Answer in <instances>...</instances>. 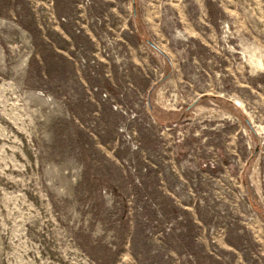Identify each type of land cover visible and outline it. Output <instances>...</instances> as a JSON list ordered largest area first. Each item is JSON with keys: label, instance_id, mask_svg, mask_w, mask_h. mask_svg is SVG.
<instances>
[{"label": "rangeland", "instance_id": "374dc122", "mask_svg": "<svg viewBox=\"0 0 264 264\" xmlns=\"http://www.w3.org/2000/svg\"><path fill=\"white\" fill-rule=\"evenodd\" d=\"M0 264H264V0H0Z\"/></svg>", "mask_w": 264, "mask_h": 264}, {"label": "water", "instance_id": "95a60500", "mask_svg": "<svg viewBox=\"0 0 264 264\" xmlns=\"http://www.w3.org/2000/svg\"><path fill=\"white\" fill-rule=\"evenodd\" d=\"M146 42L150 45V46H152L153 48H156L157 50H158V48H157V46L153 43V42H151V41H149V40H146ZM160 51V50H159ZM152 90H153V88H152ZM151 90V91H152ZM255 151H257V148H255Z\"/></svg>", "mask_w": 264, "mask_h": 264}]
</instances>
